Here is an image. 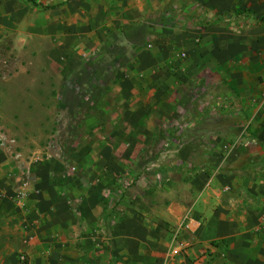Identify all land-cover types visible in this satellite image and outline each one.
Instances as JSON below:
<instances>
[{"label":"crops","instance_id":"1","mask_svg":"<svg viewBox=\"0 0 264 264\" xmlns=\"http://www.w3.org/2000/svg\"><path fill=\"white\" fill-rule=\"evenodd\" d=\"M9 1L0 42L26 52ZM34 1L50 62L0 60V264H264V0ZM61 149L101 185L78 213ZM128 175L146 191L108 227Z\"/></svg>","mask_w":264,"mask_h":264},{"label":"rangeland","instance_id":"2","mask_svg":"<svg viewBox=\"0 0 264 264\" xmlns=\"http://www.w3.org/2000/svg\"><path fill=\"white\" fill-rule=\"evenodd\" d=\"M20 2H16V1H9L8 2V6L10 7L11 10H13V12H15L16 16H18V18L20 16H25L29 22L27 24H23L22 21H20V18L18 19H14L11 23V28H12V32L14 34L18 33L19 30L21 31H27V32H31V33H36L38 32L36 25L34 23V20L37 17H41L39 13L40 12V7L39 6H35L30 2H26L23 0H19ZM192 7L191 8H187V10L185 11L187 14L188 13H194L196 11V6L194 5L193 0H188ZM204 10V9H203ZM45 15V14H43ZM49 16V15H48ZM44 17V16H42ZM49 19V18H48ZM46 20V18H45ZM50 20V19H49ZM191 26H194L193 23L191 24ZM32 34V38L29 41V46H28V51L26 52H21V51H17L16 52H11V49H13L12 46V40L9 39H4L0 42V60L1 63H3L4 65H10V66H14V65H22V64H28L29 62H34L35 59L38 60V56L41 55L42 57V61L43 63H49L50 59L48 56L49 53V49H50V44L51 41L50 40H41L42 42H40L39 40L35 39V35ZM27 48V47H26ZM37 50H39V53H37ZM19 112V110H16ZM33 137H30V141H33ZM43 146L48 145V143L50 142V138L45 137L43 138ZM68 139H70V137L67 136H59L58 138V143L61 144L62 143H67ZM76 141V138L74 139ZM28 141V140H27ZM91 143H94V140H92ZM30 147V144L28 145ZM32 148H34V145H31ZM62 150V149H61ZM58 152V154H56L55 152V156L57 157L58 163L59 165H63V167L59 166V169L57 170L56 174H55V181L58 182V184L60 186L64 187V195L66 197V199H68L70 206H72V208L76 211V213L81 212V208H80V200H77L81 194L83 193H87V192H92L95 191L96 188H99L101 185L98 186V183L95 182H91V180H89V176H85L86 170H87V163L91 164L89 161V159L91 158V156H85L84 153H80V155H78V157H73L75 153H68L65 151H61ZM26 154V158L30 159L32 157H34L33 155V149L31 151L27 150L26 152H24ZM77 154V153H76ZM79 154V153H78ZM90 155V153H88ZM94 154V153H93ZM79 166V167H78ZM68 167H75L72 169H68ZM68 170H70L71 174L68 173ZM96 172V170H95ZM94 172V173H95ZM148 170H143V173H147ZM83 177H86V181L87 183H89L88 185L86 183H84L83 181ZM127 177V176H126ZM82 179V180H81ZM85 181V182H86ZM66 182H70L69 184H67ZM115 187V188H114ZM118 187V188H117ZM104 188V185L102 186V189ZM146 184H137L134 181V178L131 177L130 175H128L127 178H125L122 182L121 185H114L111 182H109L106 185V188L103 189L104 191L106 190V196H105V201L104 204L106 205L107 208L109 209H113V215L112 217L108 218L107 220V225L109 227V224H111L112 219L116 218L118 221L120 220L119 216L122 212V210L124 208H126L131 201H129V198L132 197V195L138 191L145 190L146 191ZM139 189V190H138ZM75 197V198H73ZM77 219H78V223L80 226H82V216L77 215ZM81 232H79L80 234ZM106 236L109 238L110 236V232L109 230L106 233ZM80 237V235H79ZM78 250L80 251V254H82V241L79 240L78 242ZM28 254H19L18 255V260L20 264H34V263H30V258L27 256ZM95 261L97 259H94ZM111 260V259H109ZM91 264H97L94 261L91 262ZM107 264H110L109 262Z\"/></svg>","mask_w":264,"mask_h":264},{"label":"built area","instance_id":"3","mask_svg":"<svg viewBox=\"0 0 264 264\" xmlns=\"http://www.w3.org/2000/svg\"><path fill=\"white\" fill-rule=\"evenodd\" d=\"M262 98H263V101H264V94L262 95ZM248 144H249L250 147H255V146H257L258 142H257L256 139H252V140H249Z\"/></svg>","mask_w":264,"mask_h":264},{"label":"trees","instance_id":"4","mask_svg":"<svg viewBox=\"0 0 264 264\" xmlns=\"http://www.w3.org/2000/svg\"><path fill=\"white\" fill-rule=\"evenodd\" d=\"M26 2H30V3H32L33 5H35V6H38L39 4L38 3H36L34 0H25ZM46 8H53V6L52 5H48V6H45Z\"/></svg>","mask_w":264,"mask_h":264}]
</instances>
